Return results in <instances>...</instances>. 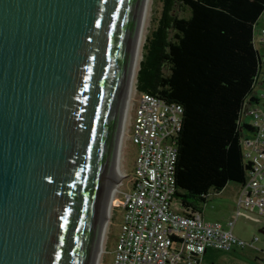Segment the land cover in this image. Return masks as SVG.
I'll return each instance as SVG.
<instances>
[{"label": "water", "instance_id": "1", "mask_svg": "<svg viewBox=\"0 0 264 264\" xmlns=\"http://www.w3.org/2000/svg\"><path fill=\"white\" fill-rule=\"evenodd\" d=\"M151 3L0 0V264H99Z\"/></svg>", "mask_w": 264, "mask_h": 264}, {"label": "trees", "instance_id": "2", "mask_svg": "<svg viewBox=\"0 0 264 264\" xmlns=\"http://www.w3.org/2000/svg\"><path fill=\"white\" fill-rule=\"evenodd\" d=\"M136 74V91L182 107L175 138V197L202 211L208 196L229 182L243 184L252 163L243 141L254 131L242 121L260 73L254 28L264 0H160ZM259 103V104H258ZM254 107V108H256Z\"/></svg>", "mask_w": 264, "mask_h": 264}, {"label": "built area", "instance_id": "3", "mask_svg": "<svg viewBox=\"0 0 264 264\" xmlns=\"http://www.w3.org/2000/svg\"><path fill=\"white\" fill-rule=\"evenodd\" d=\"M264 67V32L256 39ZM264 82V74L257 78ZM137 92V91H136ZM128 117L130 140L136 147L130 188L122 191V216L111 264H200L207 248L229 251L252 247L232 231L185 209L175 197V138L181 130L182 107L145 92H137ZM254 131L243 141V154L252 163L238 184V210L264 216V95L250 109ZM127 177V175H126Z\"/></svg>", "mask_w": 264, "mask_h": 264}, {"label": "rangeland", "instance_id": "4", "mask_svg": "<svg viewBox=\"0 0 264 264\" xmlns=\"http://www.w3.org/2000/svg\"><path fill=\"white\" fill-rule=\"evenodd\" d=\"M161 1L152 0L150 10L147 16V31L143 47L141 49L140 57L142 58L143 48L146 43L147 36L155 28L157 20L161 12ZM264 12V10H263ZM262 12V13H263ZM258 28L259 26L256 25ZM258 33L255 32V35ZM258 36V35H257ZM256 46L259 45L255 38ZM258 47V46H257ZM261 51V47H258ZM140 60L138 62H140ZM139 64L137 66V70ZM136 78L134 84V90L131 100V105L135 101L136 92ZM131 110V106H130ZM129 110V111H130ZM129 117V114H128ZM128 125V118L125 127V133L122 143L120 162L122 166L121 176L117 179V192L113 200V206L111 210L108 229L105 237L103 252L99 261V264H111L112 252L114 249L115 239L119 231L122 216V191H126L130 188V183L133 174V161L136 154V147L130 140V132ZM127 175V177H126ZM239 190L237 183L229 182L218 193L212 195L208 201L202 205V215L204 218L214 219L225 226L229 222H233L232 231L234 235L241 239L250 242L254 238L257 241L252 243V247H244L242 249L232 248L229 251H223L215 248H207L202 254L200 264H264V235L259 230L261 224L254 222V215H250L245 210H238L236 205V195ZM264 216L259 218L263 219Z\"/></svg>", "mask_w": 264, "mask_h": 264}, {"label": "crops", "instance_id": "5", "mask_svg": "<svg viewBox=\"0 0 264 264\" xmlns=\"http://www.w3.org/2000/svg\"><path fill=\"white\" fill-rule=\"evenodd\" d=\"M256 25H258L259 27L257 28ZM255 32H257L258 36H260V34L262 32H264V12L259 16L258 20H257V23L255 24V28H254V39L258 38L257 35H255ZM263 95H264V84L262 83H257L256 85H254L253 87V93H252V96L254 98H257V100H262L263 99ZM250 99L248 98L246 101H245V108H244V111H243V114H242V121H244L245 123H251L252 121V116L250 114V109L252 110L254 107H256L255 105V102L254 101H249ZM262 101H260L261 103ZM259 104V103H258ZM216 193H213V194H210L208 196V199L214 195ZM247 213H250V215H254V216H257L255 217L254 219V222H257L258 224L260 223L261 224V227H264V217L263 219L262 218H259L258 214H256V212H253V211H249ZM202 214V213H201ZM203 216V215H202ZM204 218V217H203ZM206 221L208 222H217V220L215 221L214 219H209V218H204ZM238 237V236H237ZM240 238V237H239Z\"/></svg>", "mask_w": 264, "mask_h": 264}, {"label": "bare ground", "instance_id": "6", "mask_svg": "<svg viewBox=\"0 0 264 264\" xmlns=\"http://www.w3.org/2000/svg\"><path fill=\"white\" fill-rule=\"evenodd\" d=\"M146 31H147V20H146V24H145V29H144V34H143V39H142L141 49H142V47H143V42H144V40H145ZM141 49H140V53L142 52ZM139 57H140V54H139ZM139 60H140V59H139ZM139 60H138V61H139ZM138 64H139V62H138ZM136 74H137V72H136ZM119 176H121V173L119 174ZM119 176H118V177H119ZM116 192H117V184H116L115 194H116ZM114 197H115V195H114Z\"/></svg>", "mask_w": 264, "mask_h": 264}]
</instances>
